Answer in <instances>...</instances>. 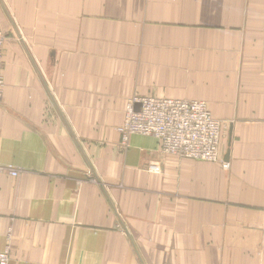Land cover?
<instances>
[{
	"label": "crops",
	"instance_id": "1",
	"mask_svg": "<svg viewBox=\"0 0 264 264\" xmlns=\"http://www.w3.org/2000/svg\"><path fill=\"white\" fill-rule=\"evenodd\" d=\"M0 32L9 264H264V0H0ZM146 95L205 101L228 167L123 146Z\"/></svg>",
	"mask_w": 264,
	"mask_h": 264
},
{
	"label": "built area",
	"instance_id": "2",
	"mask_svg": "<svg viewBox=\"0 0 264 264\" xmlns=\"http://www.w3.org/2000/svg\"><path fill=\"white\" fill-rule=\"evenodd\" d=\"M3 39L0 33V97L4 79L1 70ZM139 103V109L134 104ZM222 121L214 118L206 103L195 99H179L146 95L132 97L125 108L123 121L116 127L122 145L130 135H152L163 153L181 158L204 161H219L222 137ZM11 175L16 171L10 169ZM10 252L6 247L0 251V264H9Z\"/></svg>",
	"mask_w": 264,
	"mask_h": 264
},
{
	"label": "rangeland",
	"instance_id": "3",
	"mask_svg": "<svg viewBox=\"0 0 264 264\" xmlns=\"http://www.w3.org/2000/svg\"><path fill=\"white\" fill-rule=\"evenodd\" d=\"M1 33V36H2V39H4V37H6V35L4 34V33H2V32H0ZM11 35H13L15 38H17V36H16V34L12 31V34ZM2 54H3V44H2ZM2 65H3V61L1 62V70H2ZM205 102V101H204ZM211 113V112H210ZM123 121V120H122ZM221 121V120H220ZM122 123V122H121ZM222 123H223V128H222V137H221V141H220V144H222V142H223V138H224V121H222ZM120 125V124H119ZM117 130V129H116ZM119 134V133H118ZM119 137H120V135H119ZM120 143H121V137H120ZM122 144V143H121ZM123 146H126V145H123Z\"/></svg>",
	"mask_w": 264,
	"mask_h": 264
},
{
	"label": "water",
	"instance_id": "4",
	"mask_svg": "<svg viewBox=\"0 0 264 264\" xmlns=\"http://www.w3.org/2000/svg\"><path fill=\"white\" fill-rule=\"evenodd\" d=\"M139 106H140V104L139 103H135L134 104V109L135 110H138L139 109ZM230 144V138L228 139V145ZM228 154H229V149H227V151L225 152V154H224V160L222 159V161H224V162H227V158H228Z\"/></svg>",
	"mask_w": 264,
	"mask_h": 264
},
{
	"label": "bare ground",
	"instance_id": "5",
	"mask_svg": "<svg viewBox=\"0 0 264 264\" xmlns=\"http://www.w3.org/2000/svg\"><path fill=\"white\" fill-rule=\"evenodd\" d=\"M222 128H223V126H222ZM223 134V133H222Z\"/></svg>",
	"mask_w": 264,
	"mask_h": 264
}]
</instances>
